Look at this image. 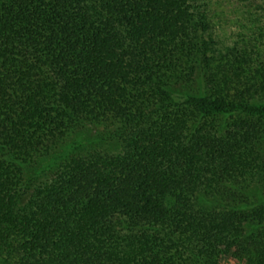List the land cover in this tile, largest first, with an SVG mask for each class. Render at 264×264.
Returning a JSON list of instances; mask_svg holds the SVG:
<instances>
[{
  "label": "trees",
  "instance_id": "trees-1",
  "mask_svg": "<svg viewBox=\"0 0 264 264\" xmlns=\"http://www.w3.org/2000/svg\"><path fill=\"white\" fill-rule=\"evenodd\" d=\"M215 17L0 0V264H264V25Z\"/></svg>",
  "mask_w": 264,
  "mask_h": 264
},
{
  "label": "rangeland",
  "instance_id": "rangeland-1",
  "mask_svg": "<svg viewBox=\"0 0 264 264\" xmlns=\"http://www.w3.org/2000/svg\"><path fill=\"white\" fill-rule=\"evenodd\" d=\"M260 4V3H259ZM264 6V2L262 4ZM243 5L239 0H211V10L214 13L217 34L224 45H231L233 40L244 34L253 33L255 28L264 25V22L257 23L255 20L246 23L244 27ZM239 261L232 256L231 249H226L220 256L217 264H236Z\"/></svg>",
  "mask_w": 264,
  "mask_h": 264
}]
</instances>
